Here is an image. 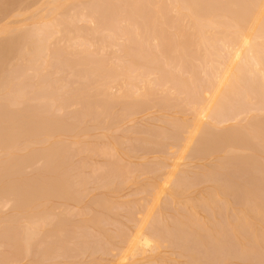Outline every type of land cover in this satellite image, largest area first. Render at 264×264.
<instances>
[{
	"label": "rangeland",
	"instance_id": "obj_1",
	"mask_svg": "<svg viewBox=\"0 0 264 264\" xmlns=\"http://www.w3.org/2000/svg\"><path fill=\"white\" fill-rule=\"evenodd\" d=\"M55 1L0 0V264H114L139 226L121 264H264V23L194 118L257 0Z\"/></svg>",
	"mask_w": 264,
	"mask_h": 264
},
{
	"label": "bare ground",
	"instance_id": "obj_2",
	"mask_svg": "<svg viewBox=\"0 0 264 264\" xmlns=\"http://www.w3.org/2000/svg\"><path fill=\"white\" fill-rule=\"evenodd\" d=\"M55 1V0H54ZM61 1V0H60ZM193 1L194 0H192V3H193ZM256 1V0H255ZM56 2V1H55ZM57 2H59L58 0H57ZM182 2V1H181ZM195 2V1H194ZM198 2H200L199 0H198ZM186 3V2H185ZM52 4H54L53 2H52ZM59 4H60V2H59ZM187 4V3H186ZM194 4V3H193ZM196 4H197V0H196ZM57 5V4H56ZM62 4H60V6H61ZM195 5V4H194ZM234 5H235V3H234ZM58 6V5H57ZM57 6H56V11H58V9H57ZM253 6H255L256 7V10H255V8L253 9V11H251L250 9V11H251V14L250 15H248V16H250V19L252 18V23L249 25L248 24V22L246 23V27H243L242 28V31L240 30H238L237 32V35H238V37H237V35L235 34L234 35V37H235V39H233L232 38V36H231V44H229V55H228V57L229 58H227V62L225 61L224 63L225 64H222V65H224L223 66V68H221L220 66H219V68L217 67V69H216V71H218L217 72V79H216V82H214V84L212 85V87L213 88H211V90L208 92V95H207V97H206V99L201 103V105L200 106H198V110H197V112L195 113V115H194V118H195V120L199 123L201 120H203L206 116H208L212 111H213V106L215 105V103L219 100V96H220V94L222 93V91H223V89H224V86H226V85H230L231 83H232V80L234 79V78H236V77H238V75H239V69H238V66H239V61L240 60H242L244 57L247 59L248 58V56H249V58L250 59H247L248 60V62L250 61V62H252V64H251V66L252 67H254V65L255 66H258L257 68H259L260 69V65H261V61H259V59L257 58V54H256V57H251L250 56V52H251V50H252V52H251V54L253 53V50H254V52H255V50L257 49V45H258V43L256 44V42H260L259 40H257V38H256V40L257 41H255L254 40V37H258V35L256 36V33L260 30V28L262 27V24L264 23V0H257V2L255 3V5L253 4ZM49 7V6H48ZM54 7H55V4H54ZM176 7H177V5H176ZM184 7V6H183ZM188 8H189V5H188ZM251 8V7H250ZM51 9H52V7H51ZM50 10V9H49ZM190 10H192V8L190 7ZM46 11V13L48 12L47 10H45ZM55 11V10H54ZM41 12V11H40ZM176 12V11H175ZM248 12V11H247ZM50 13H53V9L50 11ZM56 13V12H55ZM57 13H59V11L57 12ZM248 13H250V12H248ZM188 14V13H187ZM49 14L47 13V16H48ZM213 15V18H215V16H214V14H212ZM246 15V14H245ZM55 17V14H52V16H51V14H50V19L52 18V17ZM193 14H192V16H191V18H193ZM242 16H244V15H242ZM190 17V16H189ZM247 17V16H246ZM43 18H44V16H43ZM211 18H212V16H211ZM213 18H212V20H213ZM37 19V18H36ZM197 19H199L198 18V16H197ZM194 20V19H193ZM211 20V19H210ZM38 21V20H37ZM58 21V20H57ZM56 21V22H57ZM167 21V20H166ZM181 21H182V19H181ZM197 21V20H196ZM51 22H52V20H51ZM73 22V21H72ZM194 22V21H193ZM200 23H202L201 21H199ZM211 22V21H210ZM213 22V21H212ZM237 22L238 21H236V25H237ZM250 22H251V20H250ZM196 23V22H195ZM204 23H202V25H203ZM212 24V23H211ZM248 24V25H247ZM193 25V27H194V24H192ZM220 25V24H219ZM10 26V25H9ZM8 25L6 26V27H8L9 29L11 28V27H9ZM5 27V26H4ZM263 28V27H262ZM1 29H2V27H1ZM12 30H13V27L11 28ZM183 29V28H182ZM26 31V30H25ZM2 32V31H1ZM3 32H4V34L5 33H8V32H10L9 30L8 31H5V30H3ZM29 32V31H28ZM194 32V31H193ZM199 33V32H198ZM234 33H235V31H234ZM28 34V33H27ZM183 34V33H182ZM233 34V33H232ZM5 35H8V34H5ZM70 35V34H69ZM51 36H52V34H51ZM48 37H50V36H48ZM237 37V38H236ZM23 38L25 39V36H23ZM51 38V37H50ZM40 41V40H39ZM29 42V41H28ZM42 42V41H41ZM253 43H254V46H253ZM262 43V42H261ZM260 44V43H259ZM31 45H32V43H31ZM231 45V46H230ZM255 45H256V48H255ZM39 46V45H38ZM26 48V47H25ZM254 48V49H253ZM27 51H28V48H27ZM250 51V52H249ZM248 52H249V55L247 56V54H248ZM27 53V52H26ZM30 53V52H29ZM262 53H264V52H262ZM34 54V53H33ZM37 54V53H36ZM226 54H228V53H226ZM258 54H259V52H258ZM261 54V53H260ZM259 57V56H258ZM261 57V56H260ZM259 57V58H260ZM244 58V59H245ZM252 58V59H251ZM253 59H254V61H253ZM252 60V61H251ZM260 60H262V59H260ZM249 62V63H250ZM248 63V64H249ZM221 68V69H220ZM262 68H263V66H262ZM260 71H261V69H260ZM199 107H200V109H199ZM195 110H196V107H195ZM198 123H196V130L195 131H198L199 130V128H200V123L198 124ZM154 233H152V232H147V231H145L143 228H142V226H139L137 229H136V231H135V233L134 234H131L132 236H131V238L128 240V244H127V249H126V251L121 255V257H120V259H119V262H115L114 264H121L122 262H121V260H123V259H126V258H128L129 256H135L136 255V253H138V252H140L141 254H145V252L147 251V253L149 252L150 253V255L151 254H153V256L156 254V252L157 251H155L156 249H158L159 248V245H161L160 244V240H161V238L160 239H158L159 238V236H157V235H153ZM158 237V238H157ZM159 242V243H158ZM161 243H162V241H161ZM159 244V245H158ZM125 250V249H124ZM127 250H128V252H130V253H128L127 252ZM155 251V252H154ZM127 252V253H126ZM140 255V254H139ZM152 256V255H151ZM150 256V257H151ZM145 257H146V255H145Z\"/></svg>",
	"mask_w": 264,
	"mask_h": 264
}]
</instances>
